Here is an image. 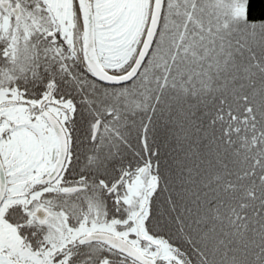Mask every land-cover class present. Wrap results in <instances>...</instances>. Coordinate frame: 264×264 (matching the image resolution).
I'll return each mask as SVG.
<instances>
[{
    "label": "snow or ice",
    "instance_id": "1",
    "mask_svg": "<svg viewBox=\"0 0 264 264\" xmlns=\"http://www.w3.org/2000/svg\"><path fill=\"white\" fill-rule=\"evenodd\" d=\"M260 4L0 0V264H264Z\"/></svg>",
    "mask_w": 264,
    "mask_h": 264
},
{
    "label": "trees",
    "instance_id": "2",
    "mask_svg": "<svg viewBox=\"0 0 264 264\" xmlns=\"http://www.w3.org/2000/svg\"><path fill=\"white\" fill-rule=\"evenodd\" d=\"M252 5H254L255 10L258 12L261 7L260 0H251ZM249 19H256L255 16H250Z\"/></svg>",
    "mask_w": 264,
    "mask_h": 264
}]
</instances>
